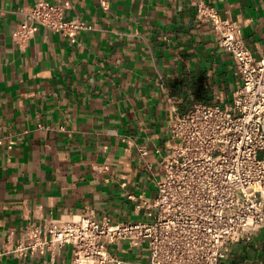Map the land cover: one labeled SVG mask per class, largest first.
Here are the masks:
<instances>
[{
	"label": "crops",
	"instance_id": "obj_1",
	"mask_svg": "<svg viewBox=\"0 0 264 264\" xmlns=\"http://www.w3.org/2000/svg\"><path fill=\"white\" fill-rule=\"evenodd\" d=\"M71 1L90 28L77 41L41 26L27 45L14 30L36 0H0V247L25 226L86 212L114 222L150 218L176 108L229 104L240 74L200 0ZM264 51V0H206ZM147 146L144 156L140 147ZM222 264H264V228L232 242ZM126 264H149L148 243L110 244ZM74 245L8 255L0 264H72Z\"/></svg>",
	"mask_w": 264,
	"mask_h": 264
},
{
	"label": "built area",
	"instance_id": "obj_2",
	"mask_svg": "<svg viewBox=\"0 0 264 264\" xmlns=\"http://www.w3.org/2000/svg\"><path fill=\"white\" fill-rule=\"evenodd\" d=\"M71 1L36 0L14 30L27 45L41 26L70 35L92 27L81 16L67 17ZM198 15L212 24L240 74L232 103L197 102L190 110H174L170 150L158 194L147 203L150 218L114 222L92 212L71 219L53 218L13 231L0 247L8 256L50 253L74 245L72 264H126L110 244L127 239L148 243L149 264H222L232 242L264 228V51L256 56L243 37L242 25L206 0ZM144 156L147 146L140 147Z\"/></svg>",
	"mask_w": 264,
	"mask_h": 264
},
{
	"label": "trees",
	"instance_id": "obj_3",
	"mask_svg": "<svg viewBox=\"0 0 264 264\" xmlns=\"http://www.w3.org/2000/svg\"><path fill=\"white\" fill-rule=\"evenodd\" d=\"M261 155L264 157V151H262Z\"/></svg>",
	"mask_w": 264,
	"mask_h": 264
}]
</instances>
